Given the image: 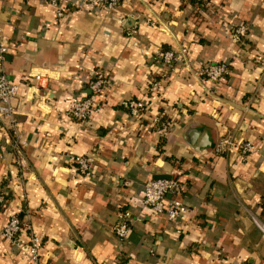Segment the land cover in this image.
I'll list each match as a JSON object with an SVG mask.
<instances>
[{
	"label": "crops",
	"instance_id": "crops-1",
	"mask_svg": "<svg viewBox=\"0 0 264 264\" xmlns=\"http://www.w3.org/2000/svg\"><path fill=\"white\" fill-rule=\"evenodd\" d=\"M60 1L57 18L48 0H0L4 69L19 83L12 120L0 117V264L26 262L27 233L18 235L22 249L1 235L13 214L41 238L42 264H264V234L252 220L264 224V75L255 62L264 55V0H210L205 9L193 0H121L109 12ZM180 46L187 64L159 95L147 94L160 72L154 53ZM215 63L227 72L212 84L198 72ZM91 71L108 84L79 123L66 111L89 94ZM36 74L42 88L32 86ZM147 97L140 117L121 106ZM157 113L171 121L166 134L150 124ZM227 137L258 151L217 153ZM77 156L92 158L88 173L76 169ZM157 174L179 179L187 212L172 221L148 209L120 244L116 210L144 208L142 184Z\"/></svg>",
	"mask_w": 264,
	"mask_h": 264
},
{
	"label": "built area",
	"instance_id": "built-area-1",
	"mask_svg": "<svg viewBox=\"0 0 264 264\" xmlns=\"http://www.w3.org/2000/svg\"><path fill=\"white\" fill-rule=\"evenodd\" d=\"M90 8L102 7L109 12L116 9L121 0H80ZM201 8H207L210 0H193ZM48 3L54 10L55 16L61 18L64 14V8L60 0H48ZM129 34L136 32V26L127 28ZM247 31L245 25H239L235 28L238 35L243 36ZM8 47L0 41V117H8L12 120L15 113L12 102L13 97L17 94L19 83L8 79L4 69L5 55ZM187 48L180 46L176 49H168L154 53L153 60L160 67L158 76H153L148 82L146 88L147 94L159 95L162 92V81L166 80L169 73L174 70L178 63L185 62L187 64ZM255 62L263 69L264 75V55H259L255 58ZM227 72L225 63L206 64L199 72V76L209 83L218 82L221 77ZM88 89L89 94L78 97L72 101L66 115L77 120L79 123L88 121L90 115L98 110V96L104 87L108 84V77L103 71H91L89 73ZM43 78L40 74H36L32 79V86L35 88L43 87ZM264 88V83H263ZM121 106L126 109L131 116L140 117L145 112H149L148 97L142 99H125L121 102ZM150 124L160 134H166L171 126V121L162 119L161 115H151ZM13 147L17 149L21 140L19 135L14 131ZM214 150L217 153H225L227 151L238 150L242 155H249L258 151V147L248 141L239 140L233 141L230 138H221L215 145ZM76 169L81 174H86L91 168L92 158L85 156H77L74 159ZM20 161H17V165ZM10 173L15 175V171ZM21 174L15 178L19 179ZM181 183L177 177L170 178H148L142 184V203L143 207L137 212L133 213L129 210L117 209L115 212L116 221L112 226V231L118 238L120 244L123 243L129 235L132 223L135 220H140L147 210L153 214L164 215L168 220H175L187 212L184 203L176 197L181 193ZM5 200L0 194V208ZM253 222L264 234V224L258 221L254 216ZM21 232L27 233V240L24 242V250L22 251L26 262L25 264H42L40 261V251L42 247L41 238L34 234L29 224L21 222L16 215H10L1 228L2 237L8 239L12 243L19 246L21 249L22 240L19 238ZM177 232H180L178 229Z\"/></svg>",
	"mask_w": 264,
	"mask_h": 264
},
{
	"label": "trees",
	"instance_id": "trees-1",
	"mask_svg": "<svg viewBox=\"0 0 264 264\" xmlns=\"http://www.w3.org/2000/svg\"><path fill=\"white\" fill-rule=\"evenodd\" d=\"M194 3H196L195 1H193ZM226 68H227V66H226ZM225 75V74H224ZM223 75V76H224ZM162 117L165 119V116L164 115H162ZM0 194L3 196V198H4V200L6 201V198H7V192H6V190L4 189V187H3V184L2 185H0ZM3 206V205H2Z\"/></svg>",
	"mask_w": 264,
	"mask_h": 264
},
{
	"label": "water",
	"instance_id": "water-1",
	"mask_svg": "<svg viewBox=\"0 0 264 264\" xmlns=\"http://www.w3.org/2000/svg\"><path fill=\"white\" fill-rule=\"evenodd\" d=\"M171 175H166V174H157L154 175L153 178H170Z\"/></svg>",
	"mask_w": 264,
	"mask_h": 264
}]
</instances>
